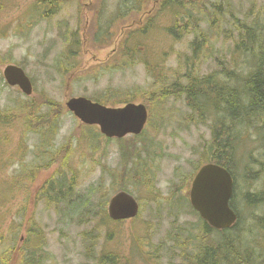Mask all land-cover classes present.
<instances>
[{
	"label": "rangeland",
	"instance_id": "obj_1",
	"mask_svg": "<svg viewBox=\"0 0 264 264\" xmlns=\"http://www.w3.org/2000/svg\"><path fill=\"white\" fill-rule=\"evenodd\" d=\"M39 1L0 0V108L15 107L22 101L45 95L61 104L65 109L59 118L60 129L54 147L44 151L53 154L61 147L70 146L67 150L71 154L65 171L61 165L63 153L49 169L37 174L29 192L31 208L27 216H20L26 195L21 193L17 197L18 193L6 185L8 177L21 174L27 164L46 165L53 156L48 153V160L45 159L36 147L41 142L40 137L31 133L25 135L19 122L1 130L9 145V156L5 155V160L14 155L23 137L28 146L24 163L17 161L0 171V255L14 245L24 246L25 229L32 219L29 215H33L45 238L43 264H98L105 250L126 255L129 264L186 263L183 260L196 251L197 241L193 235H202L205 231L191 206L190 187L197 171L210 156L208 146L215 117L206 113L203 123H194L190 119L198 120L197 112L189 107L186 97L171 96L163 105H157L161 108L158 109L142 96L159 86L173 85L180 74L185 73L188 67L182 62L185 55L190 54L193 36L179 42L171 37L168 29L174 20L165 15L146 37L139 38L135 45L131 43L133 39L128 42L130 50L136 46L133 56L136 54L139 61L120 67L118 48L128 39L130 31L148 25L149 17L156 15L160 0H146V11L138 16L129 15L124 8L125 2L130 4L129 0H69L51 19H44L35 12ZM121 9L125 20L116 22L114 19ZM229 9L239 19L253 11L255 15L264 16V0H230ZM107 25L109 38L104 35ZM73 34L79 44L77 50H68L76 38H72ZM214 41L217 52L228 59L232 43L223 37ZM11 64L22 67L32 80V96L27 97L19 88L6 83L3 71ZM198 69L204 76L218 70L219 66L211 59ZM108 93L131 95L134 97L124 100L147 106L150 119L139 137L109 139L97 126L82 125L65 107L67 100L73 97L96 101L95 98ZM125 104L108 105L123 107ZM241 132L239 128L238 133ZM250 135L251 139L245 137L243 145L238 147L233 167L235 185L239 186L236 200L239 223L226 234L211 232L208 236L216 241L225 235L236 236L238 240L249 242L257 255H262L264 241L257 219L264 217L263 206L249 208L242 197L243 193L246 197L248 193L253 195L264 190V164L258 162H264V156L260 155L264 148L258 137ZM129 146L136 147L138 153L130 161L126 160V164L123 148ZM139 166L142 168L138 169ZM133 169V177L140 171L147 180L153 181L152 190L137 185L135 177L126 178L128 181L123 185L124 175L130 174L125 171ZM72 177L75 180L69 189L68 201L58 205L36 201L39 188L53 180L55 184H67ZM184 180H190L186 188L182 185ZM62 188L66 193L64 185ZM124 188L141 205L138 217L104 224L102 215H108L110 199ZM11 195L15 200L8 204L6 199ZM20 224L22 229L17 232L15 243L11 230ZM142 241H146L144 247ZM185 245L189 247L182 253Z\"/></svg>",
	"mask_w": 264,
	"mask_h": 264
},
{
	"label": "trees",
	"instance_id": "obj_2",
	"mask_svg": "<svg viewBox=\"0 0 264 264\" xmlns=\"http://www.w3.org/2000/svg\"><path fill=\"white\" fill-rule=\"evenodd\" d=\"M68 1L40 0L37 2L35 12L44 19H51ZM129 3L131 5H128V2L124 3V8L127 9L129 15L138 16L140 13H145L146 0H129ZM158 5V9L155 11L156 15L149 17L148 25L142 29L130 31L127 34L128 39H125L118 48L117 56L121 61L119 66L123 67L134 60L139 61L136 54L133 56L136 46L130 50L128 42L133 39L131 43L135 45L140 40L139 38L146 37L148 33L155 30L157 21L165 15L174 20L173 25L168 29L171 37L176 38L179 42L184 38L193 36V40L190 42V54H186L182 62L183 66L188 67L185 73L180 74L181 77L178 80L176 79L173 85L159 86L155 91L149 92L148 95L145 93L142 97L153 102V106L158 109H161L158 106L163 105L165 100H168L171 96L176 98L186 97L189 107L197 112L198 120L191 118V122L198 123L200 121L203 123V117L205 118L206 113L215 117L212 138L208 146L210 156L206 158V164H218L234 174L233 167L236 163V152L238 147L243 145L245 137L250 140L249 137H252L250 134H254L258 137L261 147L264 148V135H260L264 133V16L260 13L255 15L253 11L244 19H239L229 9L230 0H160ZM123 12V9L119 10V15L114 21H124L125 14ZM104 28L107 29L104 35L108 36V25ZM105 36L104 38H106ZM73 37L76 38L72 42V47L68 46V50H77L78 38L75 34L72 35ZM220 37L228 39L232 43L228 59H225L216 50L218 39L216 41L214 39ZM211 59L215 60L219 69L209 75L201 76L198 67ZM147 66H150V64L148 63ZM155 66L157 65L153 67ZM125 97L133 98L134 96L108 93L95 98V102L103 105L131 102L124 100ZM64 109V106L56 103L47 95L22 101L15 107L0 108V171H4L7 166L13 165L17 161L18 163H24V156L27 154L28 145L23 137L14 155L11 158L8 157L7 160L4 159L5 155L9 156V145L7 139L2 137L1 130L16 121L22 125L25 135L31 133L40 137L41 142L36 147L45 159L48 160V153L53 156V159H50V162L46 165L27 164L21 169L23 171L21 174L8 175L9 179L7 180L9 181L6 185L11 190L13 189V192L18 193L17 197L21 193L26 195L19 211L20 216H27V210L29 207L31 208L30 204L32 202L30 201L31 195L29 192L33 187L35 181L33 179L37 174L49 169L56 158L63 153L62 169L64 170L67 167L68 158L71 154L67 149L70 146L68 148L61 147L53 154H51L52 152L45 154L44 151L46 148L54 147L60 129L59 118ZM239 128L242 129L240 134L238 133ZM134 146L123 148V157L126 164V160L130 161L138 153L137 148ZM260 155L264 156V149ZM258 162L264 164L263 160H258ZM141 168L142 166H139L138 169ZM145 168L147 169V165ZM134 170L132 172L125 171V173L129 172L130 174L124 175V179L121 180L123 185L128 181L125 180L126 178L133 179L135 177L137 185L152 190L153 181L147 180L140 171L136 172L133 177ZM262 173L264 174V165ZM140 177L144 180H140ZM74 180L75 177L69 178L67 184L64 182L55 184L54 180L52 183L48 182L38 189L36 201L45 200L49 204L55 203L57 205L68 201L69 189L74 186ZM189 184L190 180L182 181L183 188L188 187ZM62 185L66 188V193H63ZM238 188L239 186L235 185L236 193L232 198L231 207L239 215V209L236 206ZM122 190H125V188ZM244 195L243 193L242 197L249 208L258 205L263 206L264 211V190L261 193H253V195L248 193L246 197ZM256 196H259V199ZM14 200V196L11 195L8 196L6 202L9 204ZM29 216L32 219L25 229L27 231L26 243L22 247H18L16 244L17 246L14 245L1 253L0 264H43L46 258L43 231L38 227L33 215ZM102 216L103 223L107 224V221H110L109 218ZM257 223L264 241V217L257 219ZM21 229L22 224L11 230V236L14 238L15 243L17 232ZM204 230L202 235H193L192 237L197 241L195 246L202 251L200 255L202 259L198 261L200 264H264V250L262 255H257L254 249L249 246V242H245L244 239L238 240L236 236L225 235L216 241L208 236L212 232L211 229L204 226ZM218 233L226 234L224 231ZM145 243L143 242V247ZM98 262V264H129L130 260L126 255L105 250L101 252ZM198 262L191 260L187 264H199Z\"/></svg>",
	"mask_w": 264,
	"mask_h": 264
},
{
	"label": "water",
	"instance_id": "obj_3",
	"mask_svg": "<svg viewBox=\"0 0 264 264\" xmlns=\"http://www.w3.org/2000/svg\"><path fill=\"white\" fill-rule=\"evenodd\" d=\"M6 83L19 87L26 96H32L34 86L24 69L7 65L3 71ZM66 108L78 118L81 124L99 126L107 138L123 139L129 135H140L149 118L144 104L130 103L124 107H107L85 97L67 100ZM234 192L231 174L221 166L205 165L191 184L192 207L212 228L226 230L237 221V215L230 206ZM140 205L137 199L126 191L115 194L108 204V216L114 221L130 220L138 216Z\"/></svg>",
	"mask_w": 264,
	"mask_h": 264
},
{
	"label": "flooded vegetation",
	"instance_id": "obj_4",
	"mask_svg": "<svg viewBox=\"0 0 264 264\" xmlns=\"http://www.w3.org/2000/svg\"><path fill=\"white\" fill-rule=\"evenodd\" d=\"M103 5H104V2H103ZM102 5V6H103ZM194 179V178H193ZM204 226H205V228L206 227H208V229H211V230H215V229H212L207 223H204ZM235 228L237 227V225H235L234 226ZM189 247V245H185L184 246V249L182 250V253H185V249L186 248H188ZM191 247V246H190ZM200 248H198V247H196V251H195V254L192 256V257H190V258H188V259H184L183 261H185L186 263H188L189 261H191V260H195V261H199V260H201L202 259V257L200 256L201 255V253H202V251H200L199 250ZM180 257H183V255H181ZM182 261V262H183ZM186 263H184V264H186ZM199 263V262H198ZM200 264V263H199Z\"/></svg>",
	"mask_w": 264,
	"mask_h": 264
},
{
	"label": "bare ground",
	"instance_id": "obj_5",
	"mask_svg": "<svg viewBox=\"0 0 264 264\" xmlns=\"http://www.w3.org/2000/svg\"><path fill=\"white\" fill-rule=\"evenodd\" d=\"M9 1H10V0H9ZM2 2H3V1H2ZM7 2H8V1H7ZM0 5H1V4H0ZM181 11H182V10H181ZM181 11H180V12H181ZM199 239H200V238H199Z\"/></svg>",
	"mask_w": 264,
	"mask_h": 264
}]
</instances>
